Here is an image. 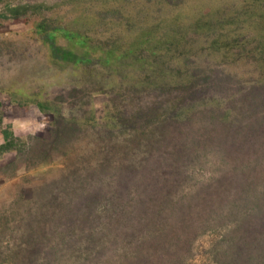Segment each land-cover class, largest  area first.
I'll use <instances>...</instances> for the list:
<instances>
[{
  "label": "trees",
  "instance_id": "16d2710c",
  "mask_svg": "<svg viewBox=\"0 0 264 264\" xmlns=\"http://www.w3.org/2000/svg\"><path fill=\"white\" fill-rule=\"evenodd\" d=\"M206 5L201 0H163L162 20L145 26L121 48L102 40L93 42V36L74 26L76 21L59 23L46 17L37 23L36 30L49 47V60L58 67L108 69L121 74L134 89L132 84L143 80L140 90L182 93L162 101L151 115L150 108L138 109L135 114L143 120L139 123L143 131L130 132L139 139L130 148L110 150L104 166L88 175L79 172V164L71 166L51 181L54 188L43 193L41 200L33 196L28 229L23 225L19 235L15 228L12 237L26 236L36 243L35 226H39L38 234L52 231L56 244L49 246L50 257L45 251L30 252L41 264L64 262L70 256L64 255V248L80 249L77 259L70 260L73 264H188L191 254L182 249L187 246L189 252L195 231L210 235L217 250L215 264H264L260 221L261 215L264 218V28L258 31L260 43L254 52L262 78L237 90L222 87L227 95L209 93L198 73L185 74L181 65L166 63L169 58L178 61L187 56L180 32L188 30L200 33L206 46L216 52L237 48L241 33L246 32L240 28L244 15L264 27V0H230L228 8L221 5L215 11H207ZM39 8L34 7V12ZM183 17L193 20L187 25ZM60 36L68 44H60ZM224 85L217 84L219 89ZM190 88L203 94L195 95ZM37 104L44 106L41 101ZM107 118L113 129L124 119L116 110ZM122 124L127 126L125 121ZM169 125H184V129L172 133L174 142L164 145L167 135L155 131ZM2 133L1 154L24 152L36 165L49 161L45 154L59 152L58 146L65 144L55 139L50 145L40 137L22 141L10 128ZM198 172L203 174L196 177ZM212 196L220 201L215 208ZM159 197L164 200L160 202ZM169 208L187 216L183 228L175 224L178 216ZM5 222L2 219L0 230L7 228Z\"/></svg>",
  "mask_w": 264,
  "mask_h": 264
},
{
  "label": "rangeland",
  "instance_id": "374dc122",
  "mask_svg": "<svg viewBox=\"0 0 264 264\" xmlns=\"http://www.w3.org/2000/svg\"><path fill=\"white\" fill-rule=\"evenodd\" d=\"M201 1L207 3V11H215L221 5L228 8L230 2ZM162 2L163 0H0V144L4 142V128H10L22 141L32 142L33 137H40L51 145L55 139H59V142L65 140L64 145L58 146L61 149L59 152L52 150L45 154L49 161L37 165L24 152L16 153L12 150L0 153V224L5 219L3 227L7 225L5 230H0V264H34L32 259H38L37 255H30L34 252L42 254L45 251L48 257L49 246L56 244L52 231H47L46 236L42 235V231L38 234L39 226H35L36 243L32 239H26V236L22 240L20 237H12L15 230L21 235L23 225L25 228L29 224L33 196L41 200L43 193L54 188L50 187L51 181L66 174L64 170L71 166L79 164L82 167L79 172L84 175L104 166L110 150L115 152L130 148L136 141L138 137H134L130 130L138 128V132L143 131L139 124L143 120L138 119L135 114L138 109L150 108L151 115L162 105V101L173 100L182 94L176 90L168 95L154 89L140 90L139 84L143 80L136 85L132 84L136 88L134 89L131 83L122 80L121 74L109 72L108 69L89 70L73 65L58 67L49 60V47L43 41V34L36 30L37 23L46 17L59 23L76 21L74 26L93 36V42L99 43L102 40L121 48L140 34L145 26L162 20L159 8ZM36 6H40L38 12H34ZM221 16L224 17L225 14ZM254 19L249 22L247 15L243 16L240 28L246 32L241 33L242 43L223 54L206 46L200 33L189 30L180 32L185 37V48L188 49L185 52L189 53L178 61L169 58L167 65H181L185 68V74L188 71L198 73L206 81L202 87H206V91L209 90L212 94L220 91L227 95L222 87L227 89L231 86L230 89L237 90L240 85L247 87L250 83H258L262 75L254 52L260 43L258 31L264 27ZM192 20L191 17L182 18L186 24ZM212 37L213 34L208 36L210 39ZM58 42L68 44L62 36ZM99 54L98 51L93 56ZM208 75L210 78H207ZM217 84L225 85L219 89ZM142 88L145 89V86ZM190 89L195 91V95L203 94L200 91L197 93L196 88ZM37 101L44 104L43 108ZM114 110L124 118L122 123L125 121L127 128L120 122L113 129L112 122L107 117ZM152 125L148 128L151 129ZM183 129L184 125H169L159 127L155 133L167 135L165 145L174 142L176 135L172 133ZM49 155L51 159L48 158ZM139 162L137 161V165ZM201 174L203 172H198L196 177ZM38 185L42 187L36 189ZM185 191H189V188H185ZM163 192L165 193V189ZM159 198L160 202L164 200V197ZM216 200L213 196L210 198L211 202L214 201V208L220 203ZM170 210L178 216L175 224L178 228H183L187 216L176 215L173 209ZM260 221L261 228H264L262 215ZM194 237L189 252L187 246L182 249L184 254H191L188 264H215L213 253L217 250L211 245L210 235H197L195 231ZM21 241L23 244L20 245ZM63 252L70 256L58 264H73L70 260L77 259L76 254L80 249L64 248ZM5 257L7 260H4ZM80 260L84 262L83 259ZM37 262L41 264L39 259L35 264Z\"/></svg>",
  "mask_w": 264,
  "mask_h": 264
}]
</instances>
